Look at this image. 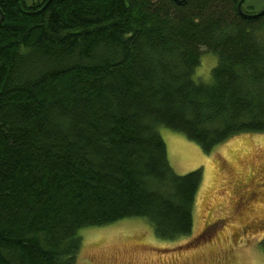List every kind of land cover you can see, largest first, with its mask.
<instances>
[{"label":"trees","instance_id":"1","mask_svg":"<svg viewBox=\"0 0 264 264\" xmlns=\"http://www.w3.org/2000/svg\"><path fill=\"white\" fill-rule=\"evenodd\" d=\"M49 1L0 0V264H79L81 229L126 218L190 235L203 171L177 174L160 128L205 153L264 133V14ZM203 50L209 83L194 79Z\"/></svg>","mask_w":264,"mask_h":264},{"label":"rangeland","instance_id":"2","mask_svg":"<svg viewBox=\"0 0 264 264\" xmlns=\"http://www.w3.org/2000/svg\"><path fill=\"white\" fill-rule=\"evenodd\" d=\"M39 0H26L32 6ZM258 13L264 0H246ZM218 57L203 50L194 79L209 83ZM179 175L202 169L190 235L164 239L144 218L79 231V264H264V133L230 137L211 153L182 133L161 127Z\"/></svg>","mask_w":264,"mask_h":264},{"label":"water","instance_id":"3","mask_svg":"<svg viewBox=\"0 0 264 264\" xmlns=\"http://www.w3.org/2000/svg\"><path fill=\"white\" fill-rule=\"evenodd\" d=\"M177 1H185V0H177ZM245 1L246 0H240V2H239V10H240V12H241L242 15H244L246 17H250V18H256V17L264 14V9L262 11L258 12V13H254V14H248V13L244 12V10H243V4H244ZM49 2L46 3L45 6H47L49 4ZM3 18H4V15H3L2 11L0 10V24L2 23Z\"/></svg>","mask_w":264,"mask_h":264}]
</instances>
